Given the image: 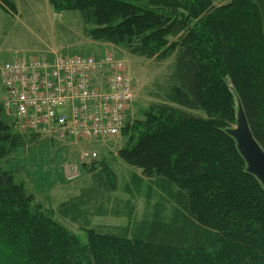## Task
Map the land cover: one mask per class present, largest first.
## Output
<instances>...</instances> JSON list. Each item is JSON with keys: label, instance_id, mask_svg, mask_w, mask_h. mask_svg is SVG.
Returning <instances> with one entry per match:
<instances>
[{"label": "trees", "instance_id": "16d2710c", "mask_svg": "<svg viewBox=\"0 0 264 264\" xmlns=\"http://www.w3.org/2000/svg\"><path fill=\"white\" fill-rule=\"evenodd\" d=\"M192 2L204 15L201 28L181 0H49L57 12H81L95 42L132 57L175 58L167 103L152 106L133 130L128 124V145L117 153L158 179L161 200L174 213L168 221L154 215L130 239L110 236L121 253L106 264H264V188L226 133L240 100L264 150V70L255 65L264 56V0ZM21 140L0 102L1 162ZM100 166L94 180L114 192L113 172L104 161ZM62 229L12 172L0 170V264H9V250L24 264H77L56 254Z\"/></svg>", "mask_w": 264, "mask_h": 264}, {"label": "rangeland", "instance_id": "374dc122", "mask_svg": "<svg viewBox=\"0 0 264 264\" xmlns=\"http://www.w3.org/2000/svg\"><path fill=\"white\" fill-rule=\"evenodd\" d=\"M9 1L14 5L12 10L0 7V67L16 59H52L54 54L87 57L114 53L127 63L134 81L135 99L129 114L132 130L153 111L152 106L167 103L165 94L173 74L174 57L160 62L132 57L122 47L97 44L87 37L89 25L81 12H54L49 0ZM181 2L185 3L187 16L189 11L193 13L191 22L201 28L204 15L194 12L192 0ZM225 4L217 2L216 8ZM243 24L248 27L251 23ZM260 57H256L255 65L264 70V56ZM3 94L0 80V101ZM261 95L264 100V92ZM15 132L22 138L21 145L0 162V170L12 172L15 183L24 186L35 203L43 206L63 228L55 247L59 258L64 256L77 264H106L103 259L107 256L119 258L121 253L110 236L127 235L130 239L135 230L157 214L171 220L174 207L165 206L161 200L164 192L158 188V179L148 177L117 156L128 145L129 136L61 142L22 133L17 127ZM83 154L90 158L81 162ZM103 161L113 172L108 184L115 187L114 192L106 191L93 178V173H101ZM14 249L17 250L15 246ZM9 253V264H24L15 252Z\"/></svg>", "mask_w": 264, "mask_h": 264}, {"label": "built area", "instance_id": "2783aa9c", "mask_svg": "<svg viewBox=\"0 0 264 264\" xmlns=\"http://www.w3.org/2000/svg\"><path fill=\"white\" fill-rule=\"evenodd\" d=\"M5 114L22 133L61 142L121 137L135 86L114 53L16 59L0 67ZM88 154L80 156L84 162Z\"/></svg>", "mask_w": 264, "mask_h": 264}, {"label": "water", "instance_id": "95a60500", "mask_svg": "<svg viewBox=\"0 0 264 264\" xmlns=\"http://www.w3.org/2000/svg\"><path fill=\"white\" fill-rule=\"evenodd\" d=\"M226 133L235 139L237 150L247 164V173L255 176L264 188V150L253 135L240 100L236 125L229 128Z\"/></svg>", "mask_w": 264, "mask_h": 264}, {"label": "crops", "instance_id": "0c3cea01", "mask_svg": "<svg viewBox=\"0 0 264 264\" xmlns=\"http://www.w3.org/2000/svg\"><path fill=\"white\" fill-rule=\"evenodd\" d=\"M51 7H52V6H51ZM53 11L56 12V10H55L54 8H53ZM87 37H88V36H87ZM88 38H89V37H88ZM89 39H90V38H89ZM90 40H91V39H90ZM91 41H93V40H91ZM93 42H95V41H93ZM95 43L98 44L99 42H95ZM107 46H108V47H110V46H111V47H114V46L111 45V44H109V45H107ZM57 55H58V54H54V56H57ZM100 55H103V54L101 53ZM58 56H60V55H58ZM96 56H97V55H96ZM1 99H2V96H1ZM0 162H1V161H0Z\"/></svg>", "mask_w": 264, "mask_h": 264}]
</instances>
